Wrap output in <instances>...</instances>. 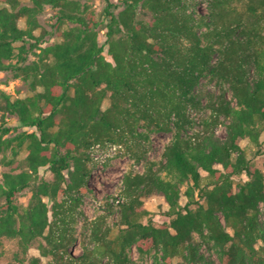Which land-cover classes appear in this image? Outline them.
Returning <instances> with one entry per match:
<instances>
[{
    "label": "trees",
    "instance_id": "16d2710c",
    "mask_svg": "<svg viewBox=\"0 0 264 264\" xmlns=\"http://www.w3.org/2000/svg\"><path fill=\"white\" fill-rule=\"evenodd\" d=\"M31 1L32 7L21 6L20 0H0V71L21 70L7 61L19 50V62H26L29 50L40 45L33 31L44 4L64 8L74 4ZM231 1L211 0L212 22L196 21L183 0H120L124 8L119 14L113 11L119 6L107 0L101 21L62 10L59 22L74 26L62 33V42L45 49L52 61L42 69L39 65L26 69L34 77V89L42 91L16 100L1 94L0 110L18 120L17 128L32 132L18 135L13 149L16 156L30 142L31 171L6 174L5 185H0L5 198L4 204L0 202V239H18L26 250L33 240L46 237L47 230L51 236L50 212L55 218L60 214V193L78 205L74 191L87 190L92 146L114 143V133L124 128L134 132L143 121L157 131L168 132L172 125L177 131L160 167L165 176L150 169L147 175L135 177L137 185L128 186L129 200L120 205V228H106L97 221L94 240L83 244L79 261L61 256L55 264H138L128 254L134 245L142 254L153 248L162 252L153 264H173L180 255L189 264H216L201 252L203 247L215 249L220 264H264V245L257 247L259 240L264 243V173L242 148V142L249 140L264 155V36L249 27L253 20L264 18V0L249 5L244 13L227 9ZM140 10L149 11L152 21L140 19ZM22 17L27 18V29L18 24ZM101 25L107 29L104 43L99 40ZM203 27L206 31L199 32ZM216 53L222 54L218 66L213 65ZM209 70L231 81L235 104L225 100L209 105L216 116L227 118L224 139L210 131L196 135L192 143L182 132L194 125L189 110L201 109L195 91ZM106 100L110 105L104 109ZM15 128L4 120L0 138ZM42 167L53 173L54 181L35 185ZM243 173L248 180L238 183L236 191L234 178ZM28 188H33V201L22 213L16 200ZM153 193L164 195L169 204L165 215L170 222L160 227L155 225L156 214L146 210L142 200ZM183 196L186 204L181 202ZM43 197L53 202L51 209ZM72 240L64 229L54 248H63L65 255L64 243ZM105 258L108 263H103ZM31 264H40L39 259Z\"/></svg>",
    "mask_w": 264,
    "mask_h": 264
},
{
    "label": "rangeland",
    "instance_id": "374dc122",
    "mask_svg": "<svg viewBox=\"0 0 264 264\" xmlns=\"http://www.w3.org/2000/svg\"><path fill=\"white\" fill-rule=\"evenodd\" d=\"M77 3L68 8L62 6H54L52 4H44L43 10L38 14L37 21L38 27L33 31L34 35L39 38L40 45L36 48L29 50L27 54L26 62H19V50L16 51L14 59L7 61V63H13L21 70L15 71H0V106L3 102L1 94L4 92L11 97L12 100L26 99L33 97L37 92L42 91L41 87L34 89V77L31 72L28 75L27 67L38 66L40 69L48 61H52V58H48L45 55V49L55 43H60L64 40L62 33L74 24L66 22L60 23L59 16L62 14V10L66 9L67 12L74 14H83L86 18L94 16L97 20L103 19L105 9L108 7L107 0H72ZM119 7L114 8L115 14H119L123 10L124 6L120 5V0H111ZM188 8V13L192 14L196 21H201L205 18L206 22L213 21V13L211 7V0H183ZM259 0H232L227 9H235L241 13L247 11L248 6L254 4L259 5ZM20 5L33 6L31 0H20ZM140 19L145 21H152L153 17L149 11L140 10ZM254 22V24L252 23ZM249 23V27H253L264 36V18L255 22L254 20ZM19 26L23 29L28 28V22L26 17H22L18 22ZM100 32V43L106 41L105 33L107 29L105 26L98 28ZM206 27L199 29V32H205ZM243 39V38H242ZM21 43H17L19 47ZM109 60H112L108 56ZM222 59V54L216 53L213 57V65L218 66V63ZM251 71L250 77L252 78L254 67L252 64L248 66ZM195 94L201 104V109H197L193 112L194 125L187 126L182 132V137L186 140H191L196 135H207V133L216 132L219 138L224 139L227 135L225 116H216L211 110V104H219L222 101L229 100L234 101L233 90L231 81L222 79L218 76L217 72L209 70L206 72L205 77L201 80L200 84L196 88ZM110 105V101L106 100L104 103V109ZM6 120L8 126L16 127L10 133L3 135L0 138L1 152H0V185H5L6 174L17 175L22 171H31L28 165V155L30 153L29 144L27 142L20 150L18 155L13 154V149L17 147L16 137L22 134L24 131L31 133L32 130L27 128H17L20 124L16 118L11 115L5 114L0 110V125ZM176 129L172 125V129L168 132L157 131L143 121H141L135 128L134 132L124 128L119 134L114 133V143L101 144L102 147L94 149L93 146L89 151L90 158L87 167L91 171V174L87 178V190L86 192H80L77 189L74 191L73 196L78 199V205L73 201L71 202L68 197L60 193L57 201L62 204L58 207V217L53 216V211L50 212V220L53 222L54 233L51 236H47L50 230L46 231V237L37 238L33 240L26 250H23L20 246L18 239L2 237L0 239V264H31L33 259H39L40 264H55L57 260L64 256V259L72 258V261L76 263L83 255V244H90L94 239V225L101 222L106 228L118 229L121 226V206L123 203L129 200V187L133 188L137 185L135 177L141 175H147L152 171L158 172L161 176H165L164 172L160 171L162 163L166 161L165 151L166 148L172 144L176 139ZM192 143H194L192 141ZM110 144L122 145V151L117 153H110ZM9 145V147H7ZM262 150H264V134L262 136ZM242 148L245 150L247 158L251 160L254 166L260 169L264 173V155L259 152V148L254 146L249 140L242 142ZM261 150V151H262ZM202 174L207 175L202 171ZM68 182L70 181L71 174L66 173ZM236 191H238L237 184L244 183L248 180L246 173H243L235 178ZM47 181L52 183L54 181V175L46 167L39 169L35 175V185ZM67 184H63L65 188ZM143 185H140L141 189ZM187 186L182 188L183 193L186 191ZM34 191L33 188H28L18 194L16 204L20 211L25 212L33 201ZM198 195V191L196 192ZM121 198L123 200L120 204L117 200ZM45 202H49L50 209L53 207V202L48 197H43ZM144 201V208L154 214H156L155 225L161 226L162 222H170V219L165 215L169 211V204L167 203L164 195L161 193H153L150 195H144L142 197ZM0 202L5 203V198L2 197V190H0ZM182 204L187 203L185 196L181 199ZM60 219L59 220H57ZM224 222V218L221 217ZM263 219V216H262ZM64 229H68L73 242L64 243L65 255L61 250L55 249V239L59 240V234ZM196 239L200 240V236L196 234ZM262 240H259L257 247L263 246ZM207 257L212 259L216 264H220L221 261L217 254V251H207L206 247L201 249ZM129 257L138 264H153L157 255L161 256L162 252L158 249H151L149 252L142 254L137 245H134L128 250ZM109 259L105 258L103 263H108ZM173 264H189L180 255L173 260Z\"/></svg>",
    "mask_w": 264,
    "mask_h": 264
},
{
    "label": "built area",
    "instance_id": "2783aa9c",
    "mask_svg": "<svg viewBox=\"0 0 264 264\" xmlns=\"http://www.w3.org/2000/svg\"><path fill=\"white\" fill-rule=\"evenodd\" d=\"M195 111V109H190L189 110V112H190V115L193 117V112ZM201 134H203V132H201ZM196 136H194L193 138H192V141L193 142H195L196 141ZM111 146H110V153H117L118 151L120 152V151H122V149H123V146L120 144V145H118V144H110ZM102 147V145L100 144V143H98V144H95L94 146H93V148L94 149H99V148H101ZM123 200H121V198H119L118 200H117V203L118 204H120L121 202H122Z\"/></svg>",
    "mask_w": 264,
    "mask_h": 264
}]
</instances>
